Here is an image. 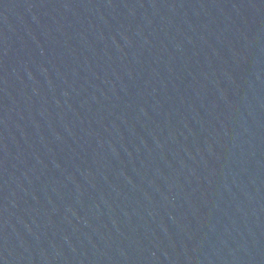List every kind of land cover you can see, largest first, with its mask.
Returning a JSON list of instances; mask_svg holds the SVG:
<instances>
[{"label":"water","instance_id":"1","mask_svg":"<svg viewBox=\"0 0 264 264\" xmlns=\"http://www.w3.org/2000/svg\"><path fill=\"white\" fill-rule=\"evenodd\" d=\"M0 264H264V0H0Z\"/></svg>","mask_w":264,"mask_h":264}]
</instances>
